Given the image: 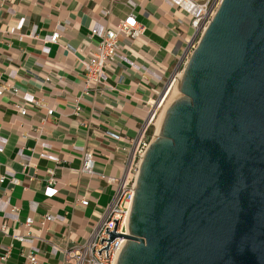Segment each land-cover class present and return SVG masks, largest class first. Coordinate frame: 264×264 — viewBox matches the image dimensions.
<instances>
[{
  "label": "crops",
  "instance_id": "1",
  "mask_svg": "<svg viewBox=\"0 0 264 264\" xmlns=\"http://www.w3.org/2000/svg\"><path fill=\"white\" fill-rule=\"evenodd\" d=\"M129 14L142 36L120 38L102 93L81 96L76 59L90 52L89 30L103 33ZM53 32L56 43L49 42ZM191 35L187 17L164 0H0V176L19 181L0 184V223L23 236L18 242L0 233V257L11 245L0 264H27L29 251L38 264H67L62 251L84 242L114 194L99 176L125 171L122 149L132 150ZM16 102L25 103V116ZM85 152L94 162L89 176L79 173ZM47 214L55 220L40 229Z\"/></svg>",
  "mask_w": 264,
  "mask_h": 264
},
{
  "label": "water",
  "instance_id": "2",
  "mask_svg": "<svg viewBox=\"0 0 264 264\" xmlns=\"http://www.w3.org/2000/svg\"><path fill=\"white\" fill-rule=\"evenodd\" d=\"M139 167L116 264H264V0H222ZM97 251L100 254V251Z\"/></svg>",
  "mask_w": 264,
  "mask_h": 264
},
{
  "label": "built area",
  "instance_id": "3",
  "mask_svg": "<svg viewBox=\"0 0 264 264\" xmlns=\"http://www.w3.org/2000/svg\"><path fill=\"white\" fill-rule=\"evenodd\" d=\"M172 5L177 10L181 11L188 19V25L192 31L190 38L185 40L184 48L181 57L179 58L178 69L173 76L172 80L179 79L178 75L181 73L185 63L189 59L196 48L201 35L210 23L212 17L216 13L222 0H164ZM88 40L91 43L90 52L86 56L77 58V62L80 65V70L83 75V83L80 91L81 96H95L102 93L103 89V77L107 67L114 61L116 52L120 49L119 39H129L131 42L136 41L142 36L143 27H141L135 20L132 14L127 15L124 19L118 20L112 29H107L103 33H98L96 29L89 30ZM59 39V35L56 32L51 34L49 39L50 43H56ZM181 69V70H180ZM10 92L13 95H18V90L10 87ZM160 97V95H159ZM158 97V98H159ZM157 98V99H158ZM159 101V99H158ZM77 102V100H76ZM159 103V102H158ZM31 105L39 106L38 101H31ZM155 101L150 105L148 120L146 124L139 129L138 136L132 141V150L127 151L122 149L126 154V166L125 171L118 178L102 176L99 177L110 185L114 194L111 198V202L103 211V214L96 226L92 227L91 231L87 235L84 242L78 245H73L68 249H64V259L67 264H116L117 258L121 249L125 244V239L115 238L108 244L106 250L107 257H105V250H101L107 244L108 236L113 231L114 223L116 221L114 232L121 235L127 234V221L134 197V189L136 179L141 164V160L147 150L151 141L156 137L155 131L152 134L148 133V128L154 118L155 111L153 106ZM159 105V104H158ZM15 109L19 116L26 115L25 103L16 102ZM78 112V107L76 106ZM47 115L53 113L52 109H47ZM111 136H114L111 134ZM93 157L91 152H85L82 156V163L79 169V173L82 175L93 174ZM50 179L49 183H53V172L48 171ZM7 182L11 186L19 184V181L14 177L0 176V184ZM88 201H80V205L87 206ZM16 208L11 207L10 212L15 214ZM55 218L49 214L45 215L39 223L40 229L45 224L53 222ZM24 226L30 227L33 224V220L30 217L25 218ZM107 228V233L105 229ZM0 233L2 235L9 236L18 242L23 241V236L10 234V227L8 221L0 223ZM35 238V237H33ZM37 238V237H36ZM35 238V239H36ZM11 245L8 246L4 252V255L0 257L1 260H6L9 255ZM100 251V254L97 251ZM25 258L27 264H38L36 255L33 251H29Z\"/></svg>",
  "mask_w": 264,
  "mask_h": 264
},
{
  "label": "rangeland",
  "instance_id": "4",
  "mask_svg": "<svg viewBox=\"0 0 264 264\" xmlns=\"http://www.w3.org/2000/svg\"><path fill=\"white\" fill-rule=\"evenodd\" d=\"M181 70V69H180ZM179 80V79H176V81ZM174 80L170 79L167 84L164 86L163 88V91L160 93V97L158 98L157 100H155V104L153 106V110L155 111V114H154V118L152 119L151 121V124L148 128V133L149 134H152L154 131H155V126H154V123L155 121L157 120V117L161 114V112L163 111L164 107L167 106V108L169 107V105L171 103H173L175 100H177L178 98L181 97V94L179 92H176L172 95H170L166 100L165 102L163 103L162 102V99L163 97L165 96L166 94V90L168 89L167 87L170 86L171 82H173ZM178 83H176L177 85ZM169 85V86H168ZM167 88V89H166ZM159 102V103H158ZM159 104V105H158Z\"/></svg>",
  "mask_w": 264,
  "mask_h": 264
},
{
  "label": "bare ground",
  "instance_id": "5",
  "mask_svg": "<svg viewBox=\"0 0 264 264\" xmlns=\"http://www.w3.org/2000/svg\"><path fill=\"white\" fill-rule=\"evenodd\" d=\"M181 75V73L178 75V78L180 79V76ZM178 81L179 80H177L176 81V79L173 81V82H171V84H170V86L169 87H167L166 89V94H165V96L163 97V99H162V102L164 103L165 102V100L170 96V95H172V94H174V93H176V92H178V84L176 85V83H178ZM167 110V106L166 107H164V109H163V111L161 112V114L157 117V120L155 121V123H154V126H155V136H158V134H159V127H160V124H161V121H162V118H163V116H164V113H165V111Z\"/></svg>",
  "mask_w": 264,
  "mask_h": 264
}]
</instances>
